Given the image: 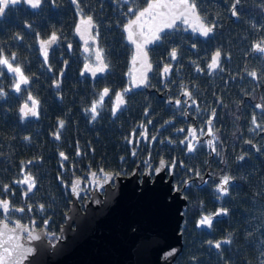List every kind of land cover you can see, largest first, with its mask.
Segmentation results:
<instances>
[{
  "label": "trees",
  "instance_id": "1",
  "mask_svg": "<svg viewBox=\"0 0 264 264\" xmlns=\"http://www.w3.org/2000/svg\"><path fill=\"white\" fill-rule=\"evenodd\" d=\"M145 1L132 0L129 6L136 10ZM232 2H196L206 22L217 24L214 34L193 39L175 30L162 43L150 48L148 57L153 71L147 86L130 95L123 112L115 118L109 116L107 109L100 107L97 119H91L88 110L95 99L96 87L77 78L78 65L75 62H67L64 75L58 81L59 87L54 90L46 87L44 77L45 72L53 73L61 66L54 53L50 54L45 70L37 59L34 45H10L9 52L16 53V63L22 66L24 73L29 77L35 75L43 84L37 97L38 118L22 122L15 112L19 99L7 91L9 82L3 78L7 96L0 99V198H7L12 206L24 209L14 219L20 222L34 219L37 221L35 227L45 230L46 239H54L66 201L64 185L70 177L65 166L73 165L75 174L87 168L114 169L115 156L123 151L122 136L131 123L134 120L144 122L153 116L154 122L159 124L164 111L153 102V88L158 87L156 69L169 59L168 51L175 47V73H188L187 83L195 85V91L202 100L214 106L216 117L213 125L218 137L215 144L220 153L217 155V170L220 176H232L233 182L228 194L218 203L203 190L197 199L195 196L188 198L179 226L181 249L172 264H260L264 248L261 244L264 241V134L249 129L253 112L257 122L264 124V114L253 107L256 103L264 104V99H261L264 97V58L252 53L250 45L264 37V0H241L236 19L230 12ZM120 5L116 0H80L84 14L91 15L96 23L95 36L99 32L96 47L104 50V59L109 65L105 81L116 88L125 84L130 57V48L120 33V26L129 15L118 11ZM40 11L43 12L34 17V22L44 25L39 34L43 35L53 27L70 34L76 7L73 8L68 0H56L55 8L46 5ZM193 42L196 43L195 49L191 47ZM217 49L222 52L220 67L223 71L218 68L208 77L206 63ZM197 67L202 71L198 72ZM251 70H257L260 75L258 81L247 76ZM172 81L178 88L179 78L174 77ZM60 120L65 121L62 129ZM58 130L59 140L55 138ZM249 139L252 140L251 145L245 143ZM252 145L261 151L257 152ZM60 152L67 157L62 174L57 167L63 162ZM240 155H245V160L238 161ZM22 165L25 166L23 172ZM24 174L33 177L35 187L32 193L21 199V187L13 182L23 178ZM3 185L11 188L7 196L3 194ZM216 207L227 208L228 214L214 218L211 229H195L194 220L198 213L215 211ZM44 220L45 224H41ZM217 239H229L231 243L216 250L208 245V241Z\"/></svg>",
  "mask_w": 264,
  "mask_h": 264
},
{
  "label": "flooded vegetation",
  "instance_id": "2",
  "mask_svg": "<svg viewBox=\"0 0 264 264\" xmlns=\"http://www.w3.org/2000/svg\"><path fill=\"white\" fill-rule=\"evenodd\" d=\"M68 1L70 5L74 8L75 6L71 3V0ZM116 1L122 4L118 6L119 12H123V11L127 12V8L130 7L129 4L132 2V0H116ZM200 1L202 0H196V2H200ZM218 1L219 0H211V2L215 4H217ZM146 4L147 3L145 1L144 4L136 10H141L143 6ZM46 5H49L51 7L49 3H44L41 5L39 9L33 10L21 4L15 6L14 8L10 7L6 11L4 18L0 20V45H3L6 54L10 55L9 52L10 45H34V46L36 45L37 43L36 33H42L41 30L44 28V25L41 22H34V17L37 14H39V12L42 13L43 11L40 10H43V8ZM51 8H55V7H51ZM131 17L132 16H128L123 21V23L120 26V29L123 26V24ZM262 17L264 19L263 13H262ZM76 18H77V14L75 13L73 25L75 23ZM233 19H236V17H233ZM25 24H30L31 28L30 29L26 28ZM94 24L96 25L95 22ZM73 25L71 27V31L69 35L66 33V30L64 29L61 30L54 27L52 28L51 31L47 30L45 34L43 35L40 34L41 38L46 39L52 32H56L57 35L60 37L58 43L50 49L49 56L51 53L52 54L54 53V56L60 60L61 66L58 70L54 71L53 73H51L49 70H47L49 72H45L44 77H45L46 87H51L55 90L57 88L55 84L56 82L59 81L60 77L64 75L65 66L67 62L73 61L78 65V69L76 73L77 78L81 81L88 82V84H91L93 87L94 86L96 87L95 89L96 96L94 100H98L99 93L102 92L103 88L109 87L111 89L109 97L105 98V101L101 107L108 110L109 116L111 118H115L116 116H118L120 113L123 112V109L125 108L129 100V96L130 95L133 96L140 89H144L145 86L144 88L133 89L130 93L126 94L124 96L125 104L121 106L120 110H118L117 115L113 117L111 114V108L115 101V92H123V89L125 87H130L128 73L126 74L125 84L118 88L112 87L111 86L112 83H107L105 81L104 78L105 74L99 75L96 78H89L86 75L81 76L80 71L84 63L88 62L86 60L87 54L84 52V47L86 45L76 40L73 34ZM184 28L185 27L183 25H180L176 30H179L183 34L190 35L191 38L193 39L204 38L197 34L191 33V31L185 32L183 31ZM96 29L97 26L92 29L91 32L92 36H95ZM17 34L23 37V39L17 41L15 39ZM121 35L123 37L122 33ZM68 44L72 45L71 50L68 49ZM95 47H96V43H95ZM152 47L153 45L148 48L150 49ZM35 51L37 56L36 47H35ZM170 52L171 50L168 51V55ZM130 54H131V50H130ZM209 57H208V61H209ZM38 61L46 70L48 63L43 64L39 59ZM186 61L185 62L183 61V63L186 64L187 63ZM207 63H206V75L209 77L214 73L215 70L212 71L211 74H209L207 69ZM166 64L171 65V71L168 74V76L165 77L162 76L161 73L163 67ZM92 66H94V62L90 63V67ZM176 68H177V60L172 61L170 60L169 57V59L163 65H161L159 68L156 69V75L158 77L157 78L158 87L157 89L153 88L154 97H155L153 102L159 104L162 107L164 111V117L162 118L161 121H159V124H157V121L154 122L155 119L153 116L146 118L144 122H140V121L138 122L137 120H134L131 123L126 133L122 136V142L124 144L123 151L116 154L115 161L117 165L115 164L114 169L112 168L106 169L105 167H98L96 169L87 168L84 171L75 174L73 173V165L67 164L65 166L66 160L61 158V161L63 162H61V164H58L57 167L60 168V173L62 174V171L64 170V166H65V169H67V173L70 174V177L68 179V182L64 185L65 193H66V201L64 204V209L61 212L60 224H62L63 222L62 215L67 210V205L70 202L71 193L74 194L75 201L80 208L82 202H86L88 200L89 198L88 193H92L95 188H97L96 191L98 192V194L101 195L103 194L102 188L104 186V177L98 175L99 171L103 173H111L113 177L114 176L125 177L128 176L132 170H134L137 181H140L141 178L144 177L147 180H151L153 176V169H155V167L159 165V160L161 158H164L167 163L165 170L162 171L160 174L162 175L163 179H166L168 176H170L171 184L175 187L176 190L178 189L177 191H179V194L185 200V210H186V203L188 198L195 196V198L197 199L198 195L202 193V190L210 193L212 196L211 198L216 203H218L225 196V195L220 196L216 192V183L218 182L221 176L219 175L217 170L218 156L216 155L215 152H212L211 148L206 144V141L208 139H211V137L206 134L200 135V129H204L205 132L207 131L205 121L210 117L212 110L214 109L213 108L214 106L212 107L206 104L204 100H202L200 94L195 91V85L187 83V79L189 77L188 73L176 74L175 73ZM180 71H182V69H180ZM150 74L151 72L149 73V75ZM174 77L179 78L178 88H176V86H174V84L171 83L173 82L172 78ZM3 78H5L9 82V86H7V91L13 93L19 99L15 109L18 119L22 122L33 120L35 117H31L29 119H24V118L21 119V116L18 114L17 111L19 106L26 102L27 95L29 94V92L37 100L38 94L41 93L43 88V84L41 80H38V78L35 75L29 77L30 84L27 87V90L23 91L21 94H16L14 91H12V84L14 81L7 74H4L2 77H0V87L3 88ZM185 89L191 92L192 98L195 99L196 101V105L190 106L191 101L188 100V97L182 94ZM177 99L181 101L180 106H177L175 104V101ZM186 100H188V104L184 103V101ZM28 103L29 106H31V102ZM90 108H91V104H90ZM89 114L91 115V113ZM168 121H170V123H165ZM193 127L197 128V135L199 137L200 142L197 144V147L194 152L188 153L184 145L180 144V141L184 139L185 136L187 135V130ZM180 129H185V131L181 132L179 131ZM214 131L215 130L213 125V132ZM262 133L264 134V132ZM152 137H156V140L153 141ZM193 143H196V141H193ZM214 146L216 147L215 141H214ZM173 160L176 161V167L173 169V173L169 174L168 168L171 167ZM181 164L183 166H181ZM90 172L92 174L89 175L88 178L85 177V174H89ZM146 172H149L151 174L145 175ZM197 172L199 173L198 176L196 175ZM93 173H95V176H93ZM57 174L58 172H56V175ZM72 178H78L80 180L73 186V189L75 190L73 191V189H71L69 191L68 187L70 185V181ZM20 187H21L20 197L21 199H23L25 196L24 193L26 191V185H20ZM57 197L58 196H55L54 198ZM0 199H5V198H0ZM9 208H10L9 214L7 216L0 215V220L2 219L7 223H11L12 221H17L21 224L26 225L27 227L32 226L34 228H40V227H35L37 221L34 219L28 218L27 221L24 222H20L14 219V217L16 215H19L21 212L14 211L13 209L21 208L20 206H12L11 204H9ZM220 208L221 207H216V210L211 212H209L208 210H205L204 212H199L194 220L195 229L208 230L209 228L206 226H201L198 228L197 227L198 221L202 218V216L212 215ZM44 222H46V220H44L43 222L41 221L40 223L45 224ZM55 237L52 241H50L46 239V234H45V239L49 241V243H53ZM217 240H214L213 242Z\"/></svg>",
  "mask_w": 264,
  "mask_h": 264
},
{
  "label": "water",
  "instance_id": "3",
  "mask_svg": "<svg viewBox=\"0 0 264 264\" xmlns=\"http://www.w3.org/2000/svg\"><path fill=\"white\" fill-rule=\"evenodd\" d=\"M145 7L147 4L143 6ZM262 13L264 16V10ZM78 22L77 16L73 34L77 41L84 44L75 32ZM120 31L131 50L128 76L131 72L133 76L139 77L140 65L132 64L135 48L129 45L123 26ZM145 31L147 32V27ZM148 37H151V33H148ZM84 39L92 44L88 34H85ZM150 46L152 45L148 47ZM35 47L38 59L42 62L38 43ZM82 71L83 67L80 74ZM85 75L92 78L90 73ZM22 105L17 111L20 116L22 114L19 109ZM29 118L31 116L24 117ZM91 174H85V177L88 178ZM98 175L104 177L103 194H98L95 188L92 193H88V200L82 202L80 208L71 193L67 210L62 215L63 222L57 228L53 243L45 239L46 232L42 227H27L17 221L7 223L1 219L0 231L4 234L0 235V244L4 246L0 247V257L3 258V264H172L181 249L179 226L185 210V200L171 184L170 176L163 179L161 174L155 175L154 169L151 180L144 177L137 181L134 170L125 177H113L111 173L101 171ZM106 176L110 178L107 182ZM79 180L71 179L69 191ZM5 224L7 229H4ZM17 224L21 227L16 229L14 238L9 240L8 237L13 235L10 230L16 228ZM25 226L27 231H24ZM29 233L38 235L41 239L32 240ZM223 240L225 239L217 241ZM17 244L19 248H16ZM5 247L8 248L7 254ZM172 249L176 250L175 254L167 256L166 253Z\"/></svg>",
  "mask_w": 264,
  "mask_h": 264
},
{
  "label": "snow or ice",
  "instance_id": "4",
  "mask_svg": "<svg viewBox=\"0 0 264 264\" xmlns=\"http://www.w3.org/2000/svg\"><path fill=\"white\" fill-rule=\"evenodd\" d=\"M49 3L51 7L56 6V0H0V20H2L6 14V11L12 7L18 5H25L33 10L39 9L42 4ZM71 3L76 7V14L79 17V22L76 24L75 32L80 36L81 40H83L84 44V52L86 55V60L88 62L84 63L83 71L81 72V76H84L86 73H90L92 78H96L98 74H105L109 69V65L105 62L104 59V50L95 47L93 45L96 43V37L99 35L97 31L96 36H91L92 29L96 27L93 22V18L91 15H85L83 9L80 7V0H71ZM147 7L143 8L142 10H135L131 7L127 8L126 14L135 19H129L127 23L123 25L124 31L127 33V41L130 46H134L135 51L132 56V64L135 66L136 64L140 65V75L139 77L133 76V74L129 73L130 78V87H125L123 92H115V102L111 108V114L113 117L117 115L118 110H120L121 106L125 104L124 96L130 93L133 89L140 88L142 86H147L148 80V73L153 71V65L148 60V53H149V45H156L162 43L164 39H166L172 31H175L181 24L185 25L186 27L183 31H191V33L197 34L201 37L208 38L214 34V30L217 27L215 22L208 24L206 20L200 15V12L197 7L196 0H146ZM241 4V0H233L230 6V12L233 17H238V5ZM194 21V23H193ZM26 28H31L30 24H25ZM147 27V32L145 31ZM148 33H151V37H148ZM85 34H88L91 37L92 44H89V40L84 39ZM15 39L20 41L23 37L16 35ZM60 37L57 35L56 32H52L46 39L41 38L39 33H36V41L39 45L38 51L43 57V63H48L49 57V49L52 48L54 45L58 43ZM191 47L193 49L196 48V43L193 42ZM72 45L68 44V49L71 50ZM251 52L257 54L258 57L264 58V37L259 40L254 41L250 45ZM170 60L176 61L177 60V49L175 47L172 48L171 52L169 53ZM222 52L217 49L211 56L210 62L207 63V69L209 74L212 71L217 70L219 68L220 71H223V68L220 67ZM230 59V57H229ZM17 55L15 52H11L10 55L5 53V49L0 47V77L4 74L10 76V78L14 81L12 84V91L16 94H21L23 91L27 90V87L30 84V78L25 75L22 66L19 63H16ZM94 61L95 66L90 67V63ZM50 70V69H49ZM171 71V65L166 64L162 69V76H168ZM197 71H202L199 67H197ZM247 76L250 77L253 81H258L260 79V75H258L257 70L248 71ZM262 74H264V70H262ZM56 87H59V82H56ZM111 89L109 87L103 88L102 92L99 93L98 100H93L91 103V108L88 110L91 113V119L94 121L97 119L98 108L101 107L105 101L106 97H109ZM184 96L188 97V100L191 101L190 106L196 105L195 99L192 98L191 92L185 89L182 93ZM7 93L4 91L2 87H0V99L5 98ZM264 99V97H261ZM188 100L184 101L185 104H188ZM31 102V106L29 103ZM222 104V101H220ZM177 106L181 105V101L177 99L175 101ZM39 101L36 100L31 93L27 95L26 102L20 107L19 112L22 114L21 119L24 117H36L38 118ZM254 109L259 110L262 114H264V104L256 103L253 105ZM199 110V109H197ZM147 115V112L145 113ZM216 117V112L213 109L210 117L205 121L206 129H200V135H208L211 139L206 141V144L211 148L212 152H215L216 155L220 153L217 151L216 147L214 146V141L218 140V137L213 132V123ZM239 119V116L236 117ZM170 123V121L165 122ZM65 121L60 120L59 126L62 129L64 127ZM251 125L252 127L249 131L252 132H264V124L257 122L256 113L253 112L251 115ZM179 131L184 132L185 129H180ZM57 140L60 139L59 130L56 133ZM28 137H25L27 140ZM152 140L155 141L156 137H152ZM196 141V143H193ZM199 137L197 135V128H189L187 130V135L184 139L180 141V144L184 145L187 149L188 153H192L195 151L197 144L199 143ZM245 143L252 144V140H246ZM257 152H260L261 149L252 145ZM79 154V153H77ZM60 157L67 160V157L63 152L59 153ZM238 161L245 160V155H240L237 157ZM29 164L32 163L31 161L28 162ZM166 160L161 158L159 160V165L155 167L154 172L155 175H159L162 171L166 168ZM181 166H183L181 164ZM25 166L22 165V172ZM176 167V161L173 160L171 167L168 168L169 174L173 173V169ZM151 173L146 172L145 175H150ZM196 175L198 176L199 173L197 172ZM95 176V173H93ZM86 179V178H85ZM110 178L105 177V181L107 182ZM233 181V177L228 174H223L218 182L216 183V192L220 195H227L229 192V186ZM14 184L26 185V191L24 193L27 196L29 193L33 192L35 187V181L30 174H24L23 179L19 181H14ZM187 183V182H185ZM75 189H73L74 191ZM178 190V189H177ZM11 192V188L9 185H3V194L5 196ZM14 195V193H13ZM97 203H99L97 201ZM10 201L9 199H0V215L7 216L10 212L9 208ZM43 205H41V208ZM14 211L23 212V208L13 209ZM29 211H31V207L29 206ZM228 209L227 208H220L212 215H204L198 221L197 227L206 226L211 229L213 225V220L215 217H219L221 215H227ZM19 224L16 225V228L11 229L10 231L13 235L8 237L9 240L14 238V234L17 228H20ZM4 229H7V224L4 225ZM24 231H27V227H24ZM4 233L0 231V235ZM29 237L32 240H40V236H33L29 233ZM6 243V242H5ZM231 240L225 239L223 241H208V245L213 247L216 250H221L223 244H230ZM3 244H0V247H3ZM16 248H19V245H16ZM5 253H8V248L5 247ZM176 252L175 249H172L168 253L167 256H172ZM261 255H264V251L261 252ZM0 264H3V258L0 257ZM261 264H264V260H261Z\"/></svg>",
  "mask_w": 264,
  "mask_h": 264
},
{
  "label": "rangeland",
  "instance_id": "5",
  "mask_svg": "<svg viewBox=\"0 0 264 264\" xmlns=\"http://www.w3.org/2000/svg\"><path fill=\"white\" fill-rule=\"evenodd\" d=\"M263 246H264V241L261 243ZM262 251H264V248L262 249ZM261 251V252H262ZM261 260H264V255H261V258H260V264H261Z\"/></svg>",
  "mask_w": 264,
  "mask_h": 264
}]
</instances>
